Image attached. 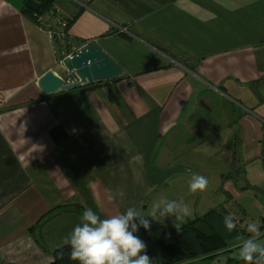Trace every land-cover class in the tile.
<instances>
[{"label": "crops", "instance_id": "crops-1", "mask_svg": "<svg viewBox=\"0 0 264 264\" xmlns=\"http://www.w3.org/2000/svg\"><path fill=\"white\" fill-rule=\"evenodd\" d=\"M24 1L0 0V264L49 263L29 228L59 205L68 211L40 230L50 249L88 208L102 218L140 210L152 219L149 231L134 221L147 244L161 229L148 214L164 199L260 226L264 0H55L71 48L97 44L123 75L49 95L37 80L56 55ZM193 173L206 191H189Z\"/></svg>", "mask_w": 264, "mask_h": 264}, {"label": "clouds", "instance_id": "clouds-1", "mask_svg": "<svg viewBox=\"0 0 264 264\" xmlns=\"http://www.w3.org/2000/svg\"><path fill=\"white\" fill-rule=\"evenodd\" d=\"M209 180L207 177L193 173L188 181L191 193L207 190ZM123 197V190H117ZM108 200L114 201L112 191L109 190ZM160 218L174 217L176 221H182L191 215L189 205L183 200H161L152 205L148 214L156 218L157 211ZM142 212L129 207L121 214H114L102 218L91 208L85 209L73 231L65 236L58 247L70 246V259L79 264H152V258L147 254L145 241L136 234L138 225L134 221L140 218V225L146 231L150 230L152 219L141 218ZM174 223V222H173ZM224 225L229 232L236 229L237 224L233 214L224 217ZM179 229V223H174ZM247 232L250 234L239 247V256L244 264H264V243L259 242L262 235L260 227L255 222L247 224Z\"/></svg>", "mask_w": 264, "mask_h": 264}, {"label": "trees", "instance_id": "trees-1", "mask_svg": "<svg viewBox=\"0 0 264 264\" xmlns=\"http://www.w3.org/2000/svg\"><path fill=\"white\" fill-rule=\"evenodd\" d=\"M39 11L33 13L28 9L31 19L37 23V18L43 14L55 13V0H36ZM71 20L67 19V25ZM84 87H79L64 93H79ZM50 135L56 143L65 139L63 131L55 126L50 129ZM228 215L222 208L209 209L202 216L188 220L179 229L163 231L147 245V254L152 258V264H178L194 257L212 253L228 245L236 243L247 234L238 229L229 232L224 225V217ZM264 221V219H262ZM237 223V222H236ZM262 227H264L262 225ZM243 236V237H242ZM70 246L54 249L51 254L53 261L48 264H79L70 259ZM236 264V263H232Z\"/></svg>", "mask_w": 264, "mask_h": 264}, {"label": "rangeland", "instance_id": "rangeland-1", "mask_svg": "<svg viewBox=\"0 0 264 264\" xmlns=\"http://www.w3.org/2000/svg\"><path fill=\"white\" fill-rule=\"evenodd\" d=\"M36 1V0H35ZM37 2V1H36ZM54 7V9H55V13H53L54 15H60L58 12L59 11H57V9H56V7L55 6H53ZM26 9H28L27 7H26ZM29 10V9H28ZM31 11V10H30ZM39 11V10H38ZM37 11V12H38ZM31 12H33V11H31ZM37 12H33V13H37ZM44 15V14H43ZM70 20V19H69ZM36 25L41 29V30H43L46 34H47V30H45V27L46 28H49L50 27V24H48V23H46L45 22V27H44V25L41 23V17H39V18H37V23H36ZM69 26V25H68ZM68 26H67V30H68ZM124 32V31H123ZM122 32V33H123ZM47 37H48V35H47ZM67 38H68V44L66 45V48H64V50L60 47V46H57L56 44H52L51 43V41H50V38L48 37V39H49V41H50V43L52 44V47H53V52L55 53V62H54V71H56L60 76H61V78L62 79H65V80H67V79H69V80H71V79H73L74 77H76L75 76V74H74V72H73V70H70V69H68L67 67H65V60H67V59H69L70 57H66L65 59H63V61H62V63H59V61L63 58V56L64 55H66V54H68L69 52H70V48H71V45H70V43H69V34H67ZM88 43H92V42H89V41H87V43H85V44H88ZM95 44V43H94ZM74 54V53H73ZM68 71H71V74H67V72ZM72 82H74V80H72V81H70V82H68V83H72ZM96 82H99V81H96ZM96 82H92V83H86V84H84V85H82V86H80V87H86V86H88V85H92V84H95ZM103 82H105V81H103ZM64 83H67V82H64ZM8 84V83H7ZM99 84V83H98ZM79 88V87H78ZM76 89V88H75ZM42 97H38V98H36V99H33V100H29L27 103H32V102H35V101H38V100H40ZM0 100H3V101H8L9 99H3V98H1ZM5 102H3V103H5ZM3 103H0V106H2L3 105ZM53 128V127H52ZM60 128V127H59ZM61 129V128H60ZM62 130V129H61ZM49 133H50V131H49ZM64 134V133H63ZM65 135V134H64ZM65 139H66V136H65ZM64 139V140H65ZM193 201H195V199H193ZM190 204H191V202H190ZM66 206H64V205H59V206H56V207H53V208H51V209H49V210H47V212L38 220V222L33 226V227H30L29 229H30V234L31 235H33V237H34V239L40 244V246L43 248V250L44 251H46V252H48L51 256H52V254H51V252L55 249V248H53V249H50L46 244H44L45 242L43 241V238H42V234H41V232H40V230H41V228H42V226L45 224V223H47V222H49L50 220H51V218L53 217V216H55L58 212H64V211H68V210H65L66 208H65ZM67 207H69V206H67ZM195 206H190L189 208H190V211H191V215L190 216H192V215H194V214H196V213H198V214H200V215H195V216H192V217H188V218H185L184 220H182V221H178V223H179V225L181 224H184V223H186L188 220H190V219H194L195 217H200V216H202L206 211H208V210H206L205 212L204 211H201V209L200 208H194ZM161 208H163V207H161ZM162 210V209H161ZM226 210V209H225ZM76 211H77V213H79V212H81V210H79V209H76ZM202 212H204V213H202ZM202 213V214H201ZM157 214L158 215H160V211H158L157 212ZM227 214H230L228 211H227ZM170 217H164V218H160V221H159V226H160V231L157 233V235L155 236V238H153L149 243H147L146 245H148V244H150L152 241H154L158 236H159V234L161 233V232H163V231H169V230H171V229H175L176 227L175 226H170V224L167 222V221H169L168 219H169ZM155 220H153V221H158V220H156V218H154ZM157 219H159V218H157ZM262 219H264L263 217L262 218H260V231H261V233H262V235H261V237H260V240H259V242H261V243H264V227H262V225L264 226V221H262ZM236 220V224H237V227H236V229H238V230H242V231H244L246 234H247V238L249 237V233L245 230V229H242L243 228V226H242V224H240L241 222L239 221V220H237V219H235ZM176 220H170L169 222L170 223H176L175 222ZM173 223V224H174ZM243 237V236H242ZM244 239H246V236L245 237H243V238H241L240 240H238L236 243H234V244H231V245H228V246H226V247H224V248H222V249H219V250H217V251H214V252H212V253H208V254H205V255H200V256H197V257H194V258H192V259H188V260H185V261H182V262H180V263H178V264H232V263H236V264H241V263H244V261L240 258V256H239V247H240V245H242V243H243V241H244ZM66 246V245H65ZM60 248V247H59ZM53 261V256H52V260L50 261V262H52ZM49 262V263H50ZM48 264V263H47Z\"/></svg>", "mask_w": 264, "mask_h": 264}, {"label": "water", "instance_id": "water-1", "mask_svg": "<svg viewBox=\"0 0 264 264\" xmlns=\"http://www.w3.org/2000/svg\"><path fill=\"white\" fill-rule=\"evenodd\" d=\"M24 6L33 12L39 10V3L35 0H25ZM64 64L65 67L73 70L76 81L63 83L61 77L53 69H49L37 80L38 88L43 94L49 95L58 91L73 90L86 83L113 79L121 76L123 72L121 67L94 43L83 46L69 59L65 60Z\"/></svg>", "mask_w": 264, "mask_h": 264}, {"label": "built area", "instance_id": "built-area-1", "mask_svg": "<svg viewBox=\"0 0 264 264\" xmlns=\"http://www.w3.org/2000/svg\"><path fill=\"white\" fill-rule=\"evenodd\" d=\"M41 17V23L45 27V22L50 24L49 28L45 27V30H47V35L50 38L51 43L57 46H60L63 50L66 48V45L68 44V30H67V17L62 15H54L53 13H47L44 15L39 16ZM38 17V18H39ZM74 53L73 48H70V52L63 56V58L59 61V63H62L63 59L66 57L72 56ZM67 74H71V71H68ZM72 80H75V77L71 80L63 79L64 82H70Z\"/></svg>", "mask_w": 264, "mask_h": 264}, {"label": "bare ground", "instance_id": "bare-ground-1", "mask_svg": "<svg viewBox=\"0 0 264 264\" xmlns=\"http://www.w3.org/2000/svg\"><path fill=\"white\" fill-rule=\"evenodd\" d=\"M119 28V30H121V32H123V31H125V30H127L125 27H118ZM120 34V33H119ZM85 43H87V42H85ZM85 43H81V44H79V45H72L73 46V50H74V53L75 52H77V51H79L83 46H85L86 44ZM97 45V44H96ZM73 55V54H72ZM112 58V57H111ZM113 59V58H112ZM114 60V59H113ZM115 61V60H114ZM116 62V61H115ZM121 69H122V67H121ZM122 71H123V69H122ZM57 75H59L56 71H54ZM122 75H123V72H122ZM121 75V76H122ZM59 77H61L60 75H59ZM118 77H120V76H118ZM118 77H115V78H118ZM62 79V78H61ZM63 80V79H62ZM74 81H76V77H75V80ZM103 81H106V80H103ZM63 83H64V81H63Z\"/></svg>", "mask_w": 264, "mask_h": 264}]
</instances>
